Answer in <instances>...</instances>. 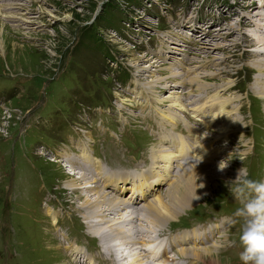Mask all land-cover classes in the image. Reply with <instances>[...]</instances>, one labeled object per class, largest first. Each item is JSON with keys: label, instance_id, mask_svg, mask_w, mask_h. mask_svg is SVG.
Wrapping results in <instances>:
<instances>
[{"label": "rangeland", "instance_id": "374dc122", "mask_svg": "<svg viewBox=\"0 0 264 264\" xmlns=\"http://www.w3.org/2000/svg\"><path fill=\"white\" fill-rule=\"evenodd\" d=\"M3 1L0 5L9 8L0 13V264H74L67 242L94 256L88 264H109L101 252V246L113 243L107 222L127 228L126 237L134 235V242L150 240L156 233L150 221L139 216L130 224L121 217L126 208L119 198L127 199L130 191L117 198L114 188L101 184L100 193H109L114 203L86 209L82 202L94 203L96 197L66 187L67 181L79 177L67 173L64 164H70L56 155L67 150L81 162L84 153H91V159L98 158L115 172L136 173L150 165L154 147L168 143L171 135L165 132L181 128L176 112L197 116L185 118L194 123L192 129L183 125L199 145L219 146H214L218 151L213 163L201 167L211 183L209 193L183 209L169 228L193 224L203 215L206 224L224 206L236 210L240 204L225 181L234 180L238 169L262 181L264 101L257 94L256 79L264 82V73L255 67L264 70V42L255 40L264 39V0ZM169 68L186 73L188 84L169 79L155 86L157 92L146 85L172 77ZM197 75L210 89L199 92L192 87L188 80ZM174 90L184 102L172 112L174 103L166 97ZM154 95L160 99H150ZM215 99L230 103L229 127L227 114L217 116L220 106ZM36 117L40 119L34 124ZM30 121L34 123L26 127ZM221 161L227 164L223 171L218 170ZM169 183L160 196L167 194ZM48 207L58 210L55 226L45 212ZM139 227L143 235L134 231ZM98 230L101 239L93 235ZM226 233V239L220 234L213 245L198 244H218L216 257L241 264L238 220ZM186 263L202 264L196 259Z\"/></svg>", "mask_w": 264, "mask_h": 264}, {"label": "bare ground", "instance_id": "6f19581e", "mask_svg": "<svg viewBox=\"0 0 264 264\" xmlns=\"http://www.w3.org/2000/svg\"><path fill=\"white\" fill-rule=\"evenodd\" d=\"M5 1H3V2L6 3L9 0H7L6 2ZM6 8H9V7H6ZM6 8L3 5H0V13L2 11L6 10ZM260 22H264V16L260 18ZM263 42H264V39H262V38H256V40H255L256 44L261 45V44H263ZM256 66L257 67H255V68H257L259 71V74L262 75L264 73L263 68L260 67L259 64H256ZM142 71H144V68H143V70H140V73ZM169 71L172 72L171 73L172 77L169 76L170 78L166 77V78H162V79H156L155 82L153 81V82L146 84V85L147 86L150 85V89H153L155 92H157L155 90L156 89L155 86H157L158 84H163V82H165L166 80L182 79V81L185 82L184 78L186 76V73L184 74L183 72H181V73H183V74H181V73L175 71L174 69H170V68H169ZM191 72L192 71H189L187 73L190 74ZM181 75L183 76L182 78H181ZM182 81L181 82L177 81V83L179 85L183 86ZM256 81L260 82L259 79H256ZM188 82L192 85V87L195 90H198L199 92L202 90L210 89V86L208 85V83H205L204 81H202L200 79L199 75H197L196 77H191V79L188 80ZM259 82L257 84V87L259 86L258 87L259 93H257V94H258V96L260 94L262 96V100L264 101V82H262L261 84ZM186 84H188V83H186ZM254 86H256V85H254ZM145 91L150 93L149 90H147V89ZM176 93H177L176 90H174L171 92V94L168 97H166L167 99H169L170 101H172L174 103L173 105L170 106V108L173 109V111L170 109L172 112H175V108L179 109L180 103L182 104V102H184V100L181 102V100L179 101V99L176 98L178 96ZM178 93H180V92L178 91ZM198 95L199 94H197V96ZM154 97L155 98L150 97V99H152V100L160 99V96L158 97V96L154 95ZM207 97H209V96H207ZM204 101H205L204 103H208L207 99ZM215 101H217V105L220 106V113H218L217 116L221 115L222 118H225L226 114H227L226 119L228 121L226 123L229 122V124L226 127H229L231 125V121L229 118H231V113H233V111L231 113H230V111H229V113H227V108H228V105L230 103H227L226 101H221L219 99L218 100L215 99ZM214 104H216V102L213 103V105ZM203 105H206V104H203ZM208 108H210V107H208ZM176 113H177V116L174 114H169L167 116L174 115V117H177V122H176L177 125L180 121H184L187 124V127H190L189 126V120H185V118H187L188 116L191 117L192 119L197 118L196 115H193L194 112H192V111H191V113L181 112L182 115H178V112H176ZM229 115H230V117H228ZM162 119L164 120V118H162ZM163 122L164 121H162V123ZM167 122L169 124H171L170 123L171 121L167 120ZM235 123L238 124V121H236ZM191 129H188V131H191ZM167 144H168V146H166ZM166 145L164 144L163 148H161V149H159V148L157 149L156 147H154L153 152H151L152 154L150 153L151 159L153 162V166H151V172H149V173L147 172L144 175L129 174V173H120V174L114 175L113 171L110 170L103 162H100V160L98 158L93 156L94 158H96L97 163L93 159H91L90 158L91 153L90 154L89 153H84V154L82 153L83 155L81 156V158H82L81 162L78 161V159H74L73 156H71V154L68 153L67 150H63L61 153H59L58 157L64 158L63 161L65 163L70 164V166L65 164V166L68 170L67 173H69L70 175H73L75 177H79V178H77V180L80 179L79 181H77L74 178L70 179L69 181H67V183H65L66 187L72 191H75V192L82 191V194L84 192H88L90 194H93V196H95L97 199L96 201L94 200L95 201L94 203H92L90 200L86 199L84 202H82L83 203L82 207L94 211L96 209H101L105 204H107L108 201H110L108 204H113L114 201H111L112 198L108 197L110 195L109 193L106 192L107 195L105 193H100V185L104 184V186L107 188H114L119 193V196L117 195L118 196L117 198H119V197H121V195L125 191L124 189H122L123 184L130 182L131 186L127 187L130 190H132L130 197L127 199H124L123 197L119 198L120 203L126 208L125 211L127 213V214L126 213L121 214V217L124 218V220L127 223L133 224L134 219L137 221L138 215H140L141 217H143V219H145V220L147 219V221H150L152 226L154 227V230H155L154 232H157V231H161L162 229H165L164 228L165 225H168L167 228H169V223L178 219V215L180 214V212L183 209L189 208V207H192V206L198 204L199 199L202 198V195L203 194L207 195L209 193L210 184H211L207 178L208 174H207L206 170L203 168H199L198 166L196 167V165H195L196 162H192L191 160H187L185 163L182 162V160L186 158V155H187L186 152L188 150H191V143H189V141H187L186 138L182 137V135L171 134V137H170L168 143H166ZM213 145H214L213 142L202 143L201 145L198 146L199 151L195 152V155L192 154L194 151L191 150L192 153L190 154V157H194V158L197 157L196 161H199L202 158L200 160V162H202V164L210 163L211 160L213 159L214 155L218 151V150H216V147H214ZM203 154H205V156L202 157ZM57 159L51 158V160H57ZM84 160L88 161V163H86ZM92 163H96V164H92ZM75 164H78L77 167L71 169V166L74 167ZM177 165L180 167V170H179V172L177 171L176 174H173L172 173L173 169ZM184 166H189V167H184ZM99 168H101L102 171L99 174V176L96 177V174H97V171L99 170ZM76 169H80V170H76ZM82 170H85L86 172H83ZM162 172H164L163 175L160 174ZM87 174H89L91 176L93 174L94 175L92 177H88ZM172 175L177 176V178H176L177 180L174 181L173 179H171ZM234 175L236 176L237 173H234ZM163 181H166L167 183L171 182V184L169 183L170 189H168L167 194L165 196H163V195L160 196V194H158L159 196L154 195L153 198H150L146 203H142L140 205V207L141 206L144 207L141 212L130 211L131 209H133L131 205L133 203H135L136 200H138V197L144 198L145 190H147V189L149 190L150 188L156 189L155 188L156 185L160 184ZM119 184H121V185L119 186ZM121 191H122V193H121ZM80 195H79V198L82 196V195L81 196ZM142 195H143V197H142ZM196 196H198L199 199H195ZM81 200H83V198H81ZM151 201H153V203L148 205V203H150ZM116 203H118V201ZM138 207L136 208L137 210H138ZM119 210H121V209H119ZM45 212L47 215L50 216L52 225L55 226L57 224V215H58L57 212H58V210H55V209H52L51 207H48V208H46ZM94 214H96V213H94ZM124 214H126V215H124ZM115 215H117V214L115 213ZM100 217H102V216L100 215ZM97 220H98V218H97ZM99 222H101V220H99ZM89 225L91 226V223ZM97 226H98V224H97ZM97 226H96V228H97ZM109 226H115V228L111 229V228H109ZM107 228L109 229V232L112 235L113 243H111L110 245L106 244L104 247V251L108 252V251H111V249H114L116 251L117 260L120 262V264H148V262H152L153 264H166V263L169 264L170 262L171 263L173 262V261H170L169 257L166 255V253H167L166 247L165 246L163 247L161 242L157 241V237H156L155 233H152V235H150V237L147 235L148 238L150 239L148 241L144 240L145 237H143V239H139V240H136V242H134L133 239L130 240V239H128V237H126L127 228L125 230V228L120 227V226H116V225H114V223L110 224V222H107ZM197 231H198L197 229H191L190 232L182 231V232L176 233L171 237L170 243L175 247V245H180L181 241H184L187 238L193 237L191 239V242H192L194 240V236L197 237L198 241L203 243V242L207 241L206 239L211 237L210 234H213V230L211 228L207 231L202 232V233H197ZM98 232H99V230H98ZM98 232H97V234L94 233L93 235H94V237H98L100 239L102 236H101V233L100 232L98 233ZM140 233H141V235H143L144 231H142V232L140 231L138 234H140ZM62 235L64 236V234H62ZM107 235H109V234H107ZM175 237H177V238L173 241V239ZM214 243H216V241L213 242L211 245H213ZM69 244H71V242L66 243V249H67V251H69L70 255L74 258L72 260V262L74 264H88L89 262L91 263L95 260L94 256H92V255L86 256V254L82 250H80L79 247H75L74 245H72V244L69 245ZM182 244H185V243H182ZM194 246H197V247H193V246H191V247H179V249H175V253H177L181 256L193 257L197 261H200L202 264H230L229 261H224V260L220 259V257L218 255H217V257L215 256L216 255L215 251L218 249L217 245L216 246L214 245L211 247H201L202 245H199V244L197 245L196 243H194ZM139 248H140V250H139ZM215 248H216V250H215ZM71 256H70V258H71ZM158 256H160V257H158ZM78 257L79 258L83 257L84 259L80 262V259L77 260ZM112 258H114V252L112 254ZM111 264H113L112 260H111Z\"/></svg>", "mask_w": 264, "mask_h": 264}, {"label": "clouds", "instance_id": "9594fccd", "mask_svg": "<svg viewBox=\"0 0 264 264\" xmlns=\"http://www.w3.org/2000/svg\"><path fill=\"white\" fill-rule=\"evenodd\" d=\"M226 167L227 164L221 161L218 170L223 171ZM225 186L240 204L234 212L240 224L238 239L242 250L239 261L241 264H264V181L250 178L242 167L237 170L234 180L225 181Z\"/></svg>", "mask_w": 264, "mask_h": 264}]
</instances>
